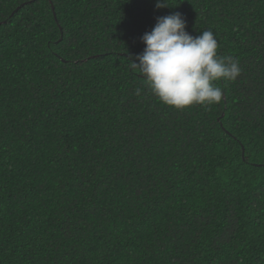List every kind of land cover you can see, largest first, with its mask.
Wrapping results in <instances>:
<instances>
[{
	"label": "trees",
	"instance_id": "trees-1",
	"mask_svg": "<svg viewBox=\"0 0 264 264\" xmlns=\"http://www.w3.org/2000/svg\"><path fill=\"white\" fill-rule=\"evenodd\" d=\"M156 2L0 0V264H264V0ZM177 12L240 61L218 104L132 65Z\"/></svg>",
	"mask_w": 264,
	"mask_h": 264
},
{
	"label": "clouds",
	"instance_id": "clouds-1",
	"mask_svg": "<svg viewBox=\"0 0 264 264\" xmlns=\"http://www.w3.org/2000/svg\"><path fill=\"white\" fill-rule=\"evenodd\" d=\"M155 7L170 6L167 0H157ZM141 40L145 48L136 57L138 63L133 61L132 65L145 78L151 93L177 110L220 103L224 92L215 82L235 81L241 75L238 58L218 55L214 32L189 34L179 12L157 17L153 29Z\"/></svg>",
	"mask_w": 264,
	"mask_h": 264
},
{
	"label": "water",
	"instance_id": "water-1",
	"mask_svg": "<svg viewBox=\"0 0 264 264\" xmlns=\"http://www.w3.org/2000/svg\"><path fill=\"white\" fill-rule=\"evenodd\" d=\"M223 117H224V114H223Z\"/></svg>",
	"mask_w": 264,
	"mask_h": 264
}]
</instances>
